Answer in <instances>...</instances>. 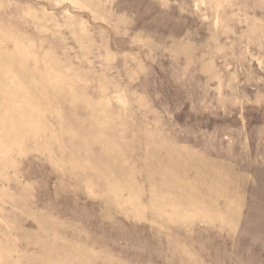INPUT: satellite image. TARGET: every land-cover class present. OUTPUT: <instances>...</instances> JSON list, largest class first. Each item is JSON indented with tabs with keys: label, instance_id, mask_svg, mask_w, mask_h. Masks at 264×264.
<instances>
[{
	"label": "rangeland",
	"instance_id": "374dc122",
	"mask_svg": "<svg viewBox=\"0 0 264 264\" xmlns=\"http://www.w3.org/2000/svg\"><path fill=\"white\" fill-rule=\"evenodd\" d=\"M0 264H264V0H0Z\"/></svg>",
	"mask_w": 264,
	"mask_h": 264
}]
</instances>
